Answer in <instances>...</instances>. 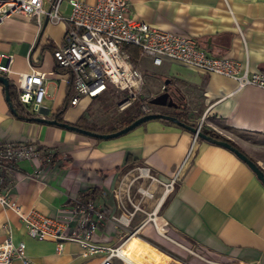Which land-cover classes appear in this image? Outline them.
<instances>
[{"label":"crops","instance_id":"0c3cea01","mask_svg":"<svg viewBox=\"0 0 264 264\" xmlns=\"http://www.w3.org/2000/svg\"><path fill=\"white\" fill-rule=\"evenodd\" d=\"M130 16L152 27L189 37L208 55H224L250 72L264 73V0H130ZM14 17L24 21L25 31L5 38L3 26L10 18L1 24L0 52L13 56L14 73L38 69L49 75L43 109L35 117L53 120L64 103L69 81L67 72L56 71L53 58L66 26L46 23L39 31L33 20ZM6 40H14L15 47L5 44ZM141 65L149 90L154 87L153 91H158L168 80L169 89L184 96L185 124L214 132L255 164L264 161V90L238 88L232 79L199 73L169 60L160 67H152L148 61H142ZM147 72L166 80H153ZM84 107L82 103L67 106L61 120L87 126ZM157 109L161 114L172 113L167 114L168 108ZM81 117L85 120L80 121ZM2 142L33 143L57 154L53 166L40 179L31 177L37 169L36 162L17 164L10 196L23 208L32 207L50 217L69 215L75 202L87 196L85 200L90 199L109 215L114 214L112 194L120 179L129 170L143 167L166 185L174 180L173 191L163 193L161 204L157 203L149 212L143 211L139 220L135 218L138 209L131 210L134 214L130 226L144 231L152 217L158 216L164 220L159 233L169 229L218 261L264 264L263 184L231 151L201 139L193 141V134L186 129L153 120L121 137L97 140L56 126L18 119L11 114L0 85ZM127 159L130 164L126 166ZM117 168L121 172L116 173ZM93 189L97 193L91 197ZM4 225L11 228L16 243H25L31 264L100 261L99 256L82 257L79 245L71 241H66L57 254L54 241L29 237L14 211L0 207V242L5 236ZM143 234L147 240L154 239L150 232ZM95 238L111 245L120 242L111 220L96 231ZM157 253L152 256H158ZM11 264L23 263L15 258Z\"/></svg>","mask_w":264,"mask_h":264},{"label":"built area","instance_id":"2783aa9c","mask_svg":"<svg viewBox=\"0 0 264 264\" xmlns=\"http://www.w3.org/2000/svg\"><path fill=\"white\" fill-rule=\"evenodd\" d=\"M64 0H0V25L14 16L33 20L38 29L43 24H65L61 44L53 51L58 68L67 70L72 83V97L68 103L76 107L84 100H96L106 95H118L121 100L117 107L124 112L137 107L141 116L158 113L150 101L166 91L162 85L158 91L149 90L142 61L152 67H160L165 60L179 63L203 74H213L234 80L238 88L246 86L264 90V73L250 72L246 66L227 56L208 55L198 43L186 36L152 27L130 16V0H66L70 13L63 16ZM139 51L133 62L127 47ZM13 56L0 52V76L8 79L17 92L19 103L32 115L39 116L46 98L48 74L38 69L29 73H14L11 70ZM52 75V73H50ZM201 131V128H197ZM198 139L193 134V141ZM55 152L33 143H0V207L11 209L17 215L29 237L36 240H52L55 252L61 253L66 241L79 245L82 257L99 256L98 264H136L129 254H140L141 249L152 251V242L138 235V230L128 234L133 211H121L118 215L108 214L92 200H77L71 214L56 217L47 216L32 207L23 208L10 196L14 187L17 164L22 161L36 162L37 169L31 175L40 179L41 174L53 166ZM264 174V161L256 164ZM141 172L149 170L139 169ZM174 180L165 185L164 193L173 190ZM114 191L117 208L122 202ZM142 195H148L141 189ZM163 196V195H162ZM162 198V197H161ZM160 201V200H159ZM158 201V203H159ZM159 206V205H158ZM157 207V205H156ZM133 209H137L133 205ZM111 220L120 242L100 243L95 233ZM154 223V218L152 220ZM155 226V223H154ZM5 236L0 242V264H11L18 258L23 264H31L24 242H15L12 230L4 225ZM161 234V233H160ZM210 264H228L202 257Z\"/></svg>","mask_w":264,"mask_h":264},{"label":"rangeland","instance_id":"374dc122","mask_svg":"<svg viewBox=\"0 0 264 264\" xmlns=\"http://www.w3.org/2000/svg\"><path fill=\"white\" fill-rule=\"evenodd\" d=\"M67 6V1L64 0L62 4V8ZM70 10L67 9L63 13V16L68 17ZM8 24L3 26L4 28V37L10 38L12 36H19L22 31H25V23L19 17H11L8 21ZM40 31V29H39ZM14 40H6L4 41L5 44L9 46L15 47ZM14 49V48H13ZM146 75L153 79L159 80L164 82L166 79L162 76H159L154 73L147 72ZM148 88V87H147ZM150 88V87H149ZM154 87L150 88L153 90ZM160 88V86H159ZM121 100V97L118 95H106L100 99L82 102V105L85 106V113L84 115L87 116V120H89L87 125L91 126H101L100 130L102 131H109L117 126V123L121 120L128 118L129 116L135 115L137 113V107H131L127 111L119 112L117 104ZM82 107V106H81ZM157 112V108H154ZM167 114L171 112V110L167 109ZM139 169H144L143 167H138L135 170L127 172L123 175V178L120 179L119 184L116 188V194L118 195V199L122 202V208L118 209L116 200L114 199V192L112 194V202L113 207L115 209V215L121 213V211L129 212L133 210V205L137 207L136 219L139 220L142 218L143 211L149 212L153 210L158 201L162 199V194L165 191V183L160 182L154 176V174L150 171L148 172H141ZM145 191L148 195H142L139 193V190ZM173 191V190H172ZM160 202V201H159ZM159 204V203H158ZM153 216L152 218H154ZM135 230H138L134 227L129 225V227L125 230L128 234H131ZM145 231V232H144ZM143 230L138 232V235L143 236L144 238L148 239L144 236L143 233H151L152 237L154 238L152 243L155 246L161 248L164 253L159 251L153 245L151 246L152 251H144L143 248H140V254H134L132 257H136L140 264H210L206 261L202 260L198 257L199 254L202 257H206L209 259H214L210 254H207L204 251H200L193 242L189 241L186 238H183L180 235H176L171 233L169 229L164 234H160L154 223L151 221L147 227ZM136 240V237H133V241L130 244L129 248L132 247L133 242ZM150 241V242H151ZM126 249L125 251L129 250ZM160 252V257L159 252ZM157 253V255L152 256L153 254ZM166 259V260H164ZM232 264V263H228Z\"/></svg>","mask_w":264,"mask_h":264},{"label":"water","instance_id":"95a60500","mask_svg":"<svg viewBox=\"0 0 264 264\" xmlns=\"http://www.w3.org/2000/svg\"><path fill=\"white\" fill-rule=\"evenodd\" d=\"M168 84H169V81L166 80L164 85L167 86ZM0 85H2V87H3L4 93H5V102L7 103L11 114L13 116L17 117L18 114H17L16 110L13 108V106L10 102L9 94H8L9 87H10V83H9L8 79L3 77V76H0ZM173 99L174 98L172 97V95L166 90L162 94L158 95L156 98L152 99L150 101V103L156 107L176 109L177 105L175 104ZM32 120H33V122L38 123V124L56 126V127H59V128L71 131V132H75V133H78V134L86 136V137L98 139V140L115 139V138L121 137V136L131 132L132 130L136 129L137 127H139L142 124L147 123L149 121L164 120V121L170 122L172 124H175V125L183 128V129H186V130L190 131L192 134H196L198 139L204 140V141L212 143V144L219 145V146L231 151L233 154H235L241 161H243L252 170V172L256 175L258 180L264 186V174H262V172L259 170V168L256 166V164L254 162H252L242 152H240L239 150L232 147L228 142L213 139V138L205 135L202 131H198L197 128L191 127V126L185 124L184 122L178 121L175 117H173L171 115H165V114H161V113L143 115L140 118L134 120L129 125L125 126L124 128H122L116 132L107 133V134L92 132V131H89V130H86L83 128H79L75 125L63 123V122H58L56 120H48V119L39 118V117H35Z\"/></svg>","mask_w":264,"mask_h":264},{"label":"trees","instance_id":"16d2710c","mask_svg":"<svg viewBox=\"0 0 264 264\" xmlns=\"http://www.w3.org/2000/svg\"><path fill=\"white\" fill-rule=\"evenodd\" d=\"M127 50L133 60V62H136L138 57H139V51L136 48H133L131 46L127 47ZM57 67V66H56ZM58 72H67V70L63 69V68H58L57 70ZM167 91L172 95V97L174 98V102L177 105L176 109H171L172 113L170 114L171 116L175 117L178 121L180 122H184V117L186 115L187 112V104L184 100V96L182 94H180L177 90L174 89H169V86L166 87ZM9 97H10V102L13 106V108L16 110L17 112V118L23 121H29V122H33L32 119L35 118L34 115L30 114L18 101V97H17V92L15 90V88L13 87L12 84H10L9 87ZM72 97V83H71V78H69L68 81V87L66 90V96H65V100L64 103L62 105V107L55 113V115L52 117L53 120H56L58 122H63L61 120V115L64 113L65 109L68 106V103L70 101ZM141 115L139 114V112L137 111V113L135 115L129 116L128 118L121 120L117 123V126L109 131H102L100 129H98L95 126H91V125H87V126H83L80 123H76L75 126L79 127V128H83L92 132H96V133H111V132H116L122 128H124L125 126L129 125L130 123H132L134 120L140 118ZM85 120L83 117L80 118V121ZM161 122H166L168 124H172L170 122L164 121V120H158ZM185 123V122H184ZM174 125V124H172ZM193 127V126H192ZM205 135L216 139V140H220V141H225L228 142L232 147H234L235 149L239 150L235 145L231 144L229 141H227L226 139L222 138L221 136L215 134L214 132L211 131H207V130H201ZM98 140V139H97ZM57 158V154L54 155V160L53 162L56 160ZM129 159H127L126 161V166L129 165ZM116 173L121 172V168H117L115 170ZM97 193V189H93L92 193H91V197L94 196ZM87 198V196H83L80 198V200H85ZM90 200V199H89ZM87 201V200H85Z\"/></svg>","mask_w":264,"mask_h":264},{"label":"bare ground","instance_id":"6f19581e","mask_svg":"<svg viewBox=\"0 0 264 264\" xmlns=\"http://www.w3.org/2000/svg\"><path fill=\"white\" fill-rule=\"evenodd\" d=\"M161 202H162V199L160 200V202H159L158 205H160ZM154 221H155L154 223H155V227H156L157 230H158V229L163 225V223H164V220H163L161 217H158V216L154 218ZM124 253H125L129 258H131L136 264H140V263L138 262V260L132 258V256H130L129 254H127V251H124Z\"/></svg>","mask_w":264,"mask_h":264}]
</instances>
